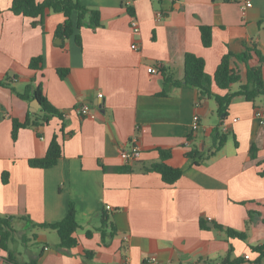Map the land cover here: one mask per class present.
Listing matches in <instances>:
<instances>
[{
  "label": "crops",
  "instance_id": "1",
  "mask_svg": "<svg viewBox=\"0 0 264 264\" xmlns=\"http://www.w3.org/2000/svg\"><path fill=\"white\" fill-rule=\"evenodd\" d=\"M79 1L100 15L99 27L85 20L77 30L80 46L73 37H55L62 14L47 11L42 25L32 26L9 10L12 0H0V215L12 219L8 250L16 263L260 264L251 248L264 244V127L254 114L264 113V95L252 102L236 96L218 116L213 98L174 83L183 80L186 53L203 59L210 79L221 58L232 55L239 82L228 91L212 83L213 95L238 91L250 68L260 69L264 81V0ZM199 26L212 28L208 48ZM36 57L41 68L30 69ZM30 83L41 85L62 118L44 122L32 93L18 97ZM82 106L95 118L80 116ZM195 115L199 128L192 132ZM29 118L39 124L19 129L13 140L12 121ZM217 131L226 142L208 157ZM54 136L62 148L57 164L31 168L28 161L43 158ZM133 137L141 156L126 165L119 152ZM160 150L169 153L164 164L181 170L171 185L145 171L160 161ZM70 205L79 228L76 246L65 250L56 231L39 225L62 221ZM227 229L245 240L228 237ZM0 264H11L1 249Z\"/></svg>",
  "mask_w": 264,
  "mask_h": 264
},
{
  "label": "trees",
  "instance_id": "2",
  "mask_svg": "<svg viewBox=\"0 0 264 264\" xmlns=\"http://www.w3.org/2000/svg\"><path fill=\"white\" fill-rule=\"evenodd\" d=\"M229 1V0H226ZM14 15H21L25 18L31 19V25H42L45 14L47 11L53 13H60L64 17V21L58 25L55 29V37L67 40L70 37L74 38L75 43L80 46V36L77 30L83 27L85 20L89 21L92 27L100 26V15L96 10L88 9L83 6L79 0H12L10 9ZM130 14L132 9L128 8ZM76 14V22L72 20V15ZM200 39L203 47L208 48L211 46L212 41V28L209 26H199ZM232 55L230 53L225 54L220 63L218 64L216 71L212 77L209 78L204 71V61L193 54L186 53L184 56V77L180 82L174 84H186L196 88L202 98H213L217 104L218 116L226 115L228 106L232 99L236 96H243L246 101L252 102L256 97L264 95V81L261 76L260 69L250 68L247 72V81L245 85L240 86L238 91L233 93H227L224 96L216 95L211 93V85H214L221 91H228L232 84L239 82V77L230 68V59ZM246 58V55H245ZM42 64V58L36 57L30 60L29 68L36 70L40 69ZM58 76L62 79L66 76L67 70H57ZM0 85H5L0 83ZM31 93L33 98L39 103L41 111L44 113L43 121L46 122L51 116H57L62 118L63 115L54 109L46 98L42 95L41 85L38 84L33 87L32 84H28L22 93L17 94L19 98L23 100H29ZM39 123L31 121L30 118L23 123H19L16 120L12 121V139H16L17 132L19 129L27 126H37ZM217 145L215 150L209 154L208 157L215 154L216 151L220 150L225 142L226 135L220 134L218 131L214 136ZM197 154L196 151L190 152L187 157L193 158ZM62 156L61 145L57 142L56 136L53 137L50 142L46 154L40 159H31L28 161V165L31 168L36 169H49L55 166L58 160ZM169 156L168 151H159L160 161L147 167L145 171L155 172L160 175L162 181L171 185L175 183L181 177V170L172 168L164 164V161ZM264 165V160L262 161ZM261 177H264V169L259 173ZM2 182H7V175H2ZM11 218L2 217L0 215V249L7 253V261L11 264H17L14 256L8 250V244L12 240L13 228L11 225ZM106 220H103V227L106 226ZM41 228L51 229L57 232L59 237V248L69 250L76 246V239L73 234L79 228V225L75 220V211L72 205L69 206L68 212L65 218L55 224L39 225ZM201 227L205 228L204 223L201 222ZM226 233L230 238H237L245 240L246 236L243 233H238L232 229H227ZM251 251L258 254L260 258L264 257V244L257 247H252ZM86 256L89 253H85ZM223 264H236V261L229 262L225 258ZM208 264V263H201Z\"/></svg>",
  "mask_w": 264,
  "mask_h": 264
},
{
  "label": "built area",
  "instance_id": "3",
  "mask_svg": "<svg viewBox=\"0 0 264 264\" xmlns=\"http://www.w3.org/2000/svg\"><path fill=\"white\" fill-rule=\"evenodd\" d=\"M127 4H128V1H127ZM250 6H251V4L249 2H247L245 5L241 6L240 9L243 12L246 8H248ZM161 17H162L161 13H158L156 15L157 20L160 19ZM131 29L135 34L139 33V26H138V23L135 19H131ZM131 49L136 50L137 46L135 44H133V45H131ZM148 72L150 74H156L157 70L155 68H150V69H148ZM99 98H102V95H99ZM77 113L82 117H87V118H91V119L95 118L94 114L90 113L89 108L87 106H82L80 109L77 110ZM254 115H255V118L259 121L260 125L262 127H264V113L260 110H256ZM198 120H199L198 116H196V115L193 116L192 126H191L192 132H195L198 130V128H199ZM140 156H141V152H140V148L138 146L136 137H133L131 139L130 145L128 148L122 149L119 152V157L121 158V160L126 165H129V164L136 162L137 160L140 159ZM106 208H107V210L112 209L110 206H107ZM210 220L211 219H208V221H210ZM243 258L245 261H250L249 254H245ZM257 259L259 260L260 264H264V257L260 258L259 255L257 254ZM146 262L148 264H158L157 260L155 258H149L146 260ZM123 264H127V263H123Z\"/></svg>",
  "mask_w": 264,
  "mask_h": 264
},
{
  "label": "water",
  "instance_id": "4",
  "mask_svg": "<svg viewBox=\"0 0 264 264\" xmlns=\"http://www.w3.org/2000/svg\"><path fill=\"white\" fill-rule=\"evenodd\" d=\"M35 103L38 105V107L40 106L37 101H35ZM98 106L101 108L102 107V104H99Z\"/></svg>",
  "mask_w": 264,
  "mask_h": 264
}]
</instances>
